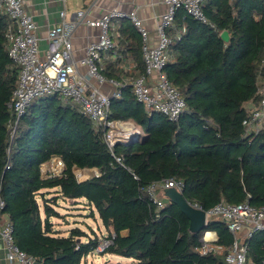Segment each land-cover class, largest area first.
I'll return each instance as SVG.
<instances>
[{"label": "trees", "instance_id": "1", "mask_svg": "<svg viewBox=\"0 0 264 264\" xmlns=\"http://www.w3.org/2000/svg\"><path fill=\"white\" fill-rule=\"evenodd\" d=\"M202 9L212 26L179 9L170 29L171 58L164 71L186 104L177 122L148 112L126 85L120 97L111 99L107 117L130 121L144 135L109 148L103 130L73 104L46 96L28 106L9 154L6 103L17 70L5 50L7 19L0 14V197L15 244L37 264H81L99 242L93 230L91 236L72 227L62 235L55 228L52 219L65 216L57 209L60 201L84 204L88 216L99 218L105 236L114 233L100 254L114 253L136 264H224L222 255L201 256L196 248L206 231L215 232L220 246L232 241L226 225L214 219L190 233L177 205L165 201L158 208L150 199L146 187L151 183L181 179L183 197L203 210L221 199L239 203L247 198L254 207L264 206V128L243 135L242 126L252 109L243 104L252 100L255 105L257 81L264 80V0H205ZM124 30L139 75L144 72L140 35ZM222 30L230 34L228 43L219 36ZM100 72L120 79L115 62ZM53 157L62 159L63 170L43 176L41 165ZM73 167L98 175L79 180ZM246 256L262 264L264 229L248 240Z\"/></svg>", "mask_w": 264, "mask_h": 264}, {"label": "built area", "instance_id": "2", "mask_svg": "<svg viewBox=\"0 0 264 264\" xmlns=\"http://www.w3.org/2000/svg\"><path fill=\"white\" fill-rule=\"evenodd\" d=\"M205 0H163L165 10L159 16L154 30L155 38L150 37L149 30L141 23L136 10L122 11L116 8L104 12L100 17L86 19L84 10L75 12L74 18L65 19L61 11V21L47 30V50L43 58L38 55V37L35 24L26 10L23 0H0V14L6 16L5 50L11 61V67L17 70V79L11 97L6 103L9 118L7 121V153L21 117L33 100L57 95L63 101L70 102L77 110L89 118L93 127L102 129L104 140L112 148L114 144L137 141L143 137L139 127L130 121L109 120L108 108L112 98L121 96V89L129 86L137 102L148 112H159L170 121L177 122L186 111V104L180 90L168 79L164 67L171 58L170 46L173 41L168 31L174 26L176 12L182 9L187 15L205 24H212L203 12ZM128 20L137 30L141 39V51L144 72L130 81L106 78L101 74L103 53L117 47L110 30L115 21ZM78 24L97 27V39L90 40L85 47L84 56L76 62L72 55L71 35ZM183 32V29L181 30ZM179 33H176L178 37ZM78 66L85 67L80 71ZM91 80L97 83H109L113 89L109 93L100 91ZM258 100L242 120L243 135L257 133L264 128V80L256 85ZM116 161H120L118 157ZM43 176L58 175L64 168L61 158L53 157L41 165ZM9 167V163L5 168ZM73 167V172L75 173ZM83 175L86 168H78ZM79 174V175H80ZM98 175V171L94 170ZM76 177L79 180L86 175ZM164 187L183 190L181 179H163L146 187V193L158 208L167 201L160 195ZM190 203V202H189ZM193 207L201 208L196 203ZM5 202L0 197V242L6 252V259L11 264H34L35 258L21 250L14 242L13 226L4 211ZM207 220L222 221L229 231L232 241L227 247L218 245L205 234L200 238L196 248L199 255L223 256L224 264H247V242L257 231L264 229V206L254 207L246 198L239 203H229L221 199L209 210H205ZM114 233L99 239L94 252L101 253L112 244ZM264 264V259L262 260Z\"/></svg>", "mask_w": 264, "mask_h": 264}, {"label": "crops", "instance_id": "3", "mask_svg": "<svg viewBox=\"0 0 264 264\" xmlns=\"http://www.w3.org/2000/svg\"><path fill=\"white\" fill-rule=\"evenodd\" d=\"M27 12L31 16L35 24V33L38 37V55L43 58L47 50V30L58 24L61 21L60 12L65 11V19L71 20L74 18L75 12L84 10L86 19H94L100 17L104 12L116 8L122 11L136 10L141 23L149 30L150 37L155 38L154 30L156 28L159 16L165 10L163 0H23ZM124 28L135 29L128 20L115 21L111 27V34L116 41L117 47L115 50L103 53L101 61L102 66L106 63L116 64L119 70L120 81H130L138 75V65L129 52L128 45L131 40L127 37L128 34ZM136 30V29H135ZM168 31L169 36L173 33ZM99 29L97 27L87 26L86 24H78L72 32V55L73 59L78 62L85 54L86 44L90 40L97 39ZM142 52V51H141ZM80 71H85V67L78 66ZM142 74V73H141ZM92 84L100 91L109 93L113 86L107 82L97 83L91 80ZM244 107L251 109L254 102L249 100L245 102ZM47 164V162H46ZM42 167V166H41ZM68 202H71L68 200ZM65 213H63L64 215ZM83 215V214H82ZM84 216V215H83ZM56 229H59L55 225ZM61 230V229H60ZM64 230H61V233ZM124 231L123 233H125ZM102 236L107 235V231L101 233ZM206 238L216 240L214 231L204 232ZM67 235V233L62 234ZM0 264H11L6 259V252L0 242ZM247 264H254L250 259H247Z\"/></svg>", "mask_w": 264, "mask_h": 264}, {"label": "rangeland", "instance_id": "4", "mask_svg": "<svg viewBox=\"0 0 264 264\" xmlns=\"http://www.w3.org/2000/svg\"><path fill=\"white\" fill-rule=\"evenodd\" d=\"M74 171L76 174H78V177H82L84 175L87 177L94 173V170L86 169L82 175L79 173V170L76 169V167L74 168ZM38 201L41 205L40 198H38ZM59 204L60 205L57 207V209L61 214L65 213V216L63 218H53L52 220L59 229L64 230L61 234L67 233L72 227H79L91 236H94L92 233L93 230L99 238L102 237L101 233H104L105 230L103 229L99 218L96 214L95 219L88 216L89 209H85L86 206H84V204H72V202H68V200L64 202L60 201ZM81 264H136V262L131 258H125L114 253L106 252L103 254H98L92 251L87 254Z\"/></svg>", "mask_w": 264, "mask_h": 264}, {"label": "water", "instance_id": "5", "mask_svg": "<svg viewBox=\"0 0 264 264\" xmlns=\"http://www.w3.org/2000/svg\"><path fill=\"white\" fill-rule=\"evenodd\" d=\"M219 36L225 43L230 41V34L227 30H222ZM160 195L168 202L177 205V207L186 215L189 221L188 230L190 233H198L208 224L209 220L206 219L205 210L193 207L183 197L181 191H178L174 187H164L160 190ZM34 264H37V262L35 261Z\"/></svg>", "mask_w": 264, "mask_h": 264}]
</instances>
